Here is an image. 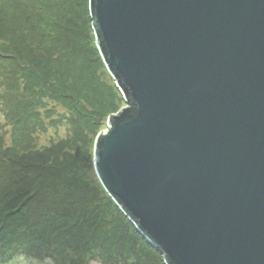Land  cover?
I'll return each instance as SVG.
<instances>
[{
  "label": "water",
  "instance_id": "95a60500",
  "mask_svg": "<svg viewBox=\"0 0 264 264\" xmlns=\"http://www.w3.org/2000/svg\"><path fill=\"white\" fill-rule=\"evenodd\" d=\"M124 105L107 195L164 264H264V0H88Z\"/></svg>",
  "mask_w": 264,
  "mask_h": 264
},
{
  "label": "trees",
  "instance_id": "16d2710c",
  "mask_svg": "<svg viewBox=\"0 0 264 264\" xmlns=\"http://www.w3.org/2000/svg\"><path fill=\"white\" fill-rule=\"evenodd\" d=\"M27 1L17 11L23 14L24 23L21 18L14 19L16 13L11 9H0L2 110L10 120L25 110L26 121L30 122L33 116L40 119L39 108L55 111V104L49 98L54 99L53 95L56 101L63 102L64 108L63 112L56 111L57 118L53 120L58 126L64 122L69 133L73 118L76 119L77 146L73 151L66 144L59 145L52 151L54 158L50 155L51 147L46 152L43 149L42 156L37 158L39 162L29 166L30 175L37 181L34 186L38 185L34 188L46 195H40L45 203H39L38 211L23 204L21 211L25 210L19 222L21 241L10 248H0L6 254L4 258L0 255V264H45V257L51 254L54 257L55 248H61L62 255L70 251L87 263L106 264L109 258L115 264H164L160 252L138 233L104 191L96 175L88 171L93 168L92 148L97 133L104 128L107 117L124 103L96 48L88 0ZM51 38L55 40L53 45H46ZM86 39L91 46L83 47L90 52L76 56L78 62H73L70 55ZM88 78L100 89L85 83ZM41 85L49 89V96L41 95L38 89ZM8 91H12L11 98ZM69 102L73 103V110ZM31 135L36 137L35 132ZM9 147L8 151L0 149L2 157L9 158L0 162V180L12 186L21 183L15 177L24 169L23 165L12 162L8 152L14 146ZM24 184L28 186L29 182ZM7 186L3 183L0 188V206L15 210L17 198L7 194ZM32 193L28 191V195ZM3 217L0 210L1 229L7 225Z\"/></svg>",
  "mask_w": 264,
  "mask_h": 264
},
{
  "label": "rangeland",
  "instance_id": "374dc122",
  "mask_svg": "<svg viewBox=\"0 0 264 264\" xmlns=\"http://www.w3.org/2000/svg\"><path fill=\"white\" fill-rule=\"evenodd\" d=\"M26 1L27 0H0V9H3V8L11 9L12 11L16 13V17L14 19L21 18V21L24 23L25 19H24L23 14H20L19 12L17 13V11L22 9L20 8L21 3L29 2V1L27 2ZM11 13L12 12H8L7 14H11ZM1 22H4V21H1ZM54 42L55 40L51 38L50 40L47 41L46 45L48 46L53 45ZM84 45L91 46L90 41L88 39H86L85 41L84 40L81 41V43L79 44V47L76 48V50H74V53L72 55H70V59L73 60V62H78V59L76 56H81L82 53L90 52L88 48L83 47ZM91 57H93V55L92 56L90 55V58ZM85 83L89 84L90 86L94 85L93 87L94 89L95 88L100 89L99 86H97V84L94 83V81H92L90 78L85 80ZM38 89L40 90L39 92L41 93V95L46 94L47 96H49L48 91H47L49 89L46 88L45 86L41 85ZM108 91H110L109 87H108ZM18 94H20V92H18ZM11 97H12V91L9 92L8 98H11ZM52 97L54 99H52L51 97L49 98L55 104V107L53 108V110L55 111L51 113L52 110H50V108L49 109L42 108L43 111L41 108H39L38 111L40 112V119H39V116H33L30 122L26 121V118L24 115L25 110L24 112H18L17 115H14V120H10L9 117H7L4 111L2 110L3 104L0 102V149L3 147L5 150L8 151L9 146H12V147H9V149L13 148L14 146V149L9 150L8 152L10 155H12L11 160L16 165H18V163L23 165L22 169H24L19 175L15 177L21 183H18L17 180H15V182H17L16 185L7 186V182L0 180V188L2 184L5 183L8 189L7 194L17 198V202H16L17 204L14 205L16 206L15 210H13V208H10V206H6V207L0 206L1 207L0 210H2L4 213L3 219L7 223V225L6 224L4 225L3 229L0 228V248H4V247L10 248L11 245H15L21 241V229H22L21 224L22 223H19V222L22 221L20 220V218L22 217V213L25 210L23 209L21 211L23 204H26L27 208L32 207V209L37 210L40 206L39 203L40 204L45 203L44 197H40V195H43L45 197L46 195L39 188L37 190H35L34 188L38 185L34 186L37 181L35 178H33L30 175L31 172H30L29 166H31V163L34 161L39 162L37 158H39V156L40 157L42 156L41 152H43L44 150L45 152L48 151V148L50 147H51L50 155L52 156V158H54L52 151L54 148L55 149L58 148L59 145L66 144V146H68L69 148H72L73 151H74V147L77 146L76 119L73 118V124L71 128L69 129V133L67 132V129L65 127L66 124L64 122H60L58 126L53 119L56 120L57 118L56 111L59 110L63 112L64 110L62 106L63 102L56 101V98L53 95ZM72 105H73L72 102L68 103L69 107L70 106L72 107ZM123 105L124 103L122 102V105L118 108V110ZM69 107H66L67 110L69 109ZM33 110L36 111L35 109ZM72 110H73V107H72ZM83 128H85L84 125H83ZM31 132H35L36 137L31 135ZM16 147L18 148V150H16ZM2 156L3 154L0 153V162L2 160L4 162H7L9 160L8 157L3 158ZM14 157L16 158L17 161H15ZM86 160H89V158L86 157ZM16 165H14L13 167H16ZM8 169L6 170L9 172ZM25 169L27 170V172ZM11 170L14 171V169H11ZM88 171L90 172L91 175L93 174L95 176L93 168H90V169L88 168ZM14 172L17 174L16 171ZM25 181L29 182L28 186L24 184ZM28 191L31 193L33 192L32 196L28 195ZM36 195L39 198L36 197ZM29 197H30V200L28 199ZM6 198H9V196H6ZM113 251H116V250H113ZM79 252H80V249H79ZM52 253L54 254V257H51L52 254L51 256L48 255L50 256L48 258L45 257L46 258L45 264H100L98 261H90L88 263L86 261L81 262L70 251L67 252L68 254L65 253L64 255H62L61 248H58V249L55 248ZM0 255L2 256V258H4L6 254L0 251ZM108 259L106 260V264H115L113 263L114 262L113 260H108ZM25 264H29V263H25Z\"/></svg>",
  "mask_w": 264,
  "mask_h": 264
}]
</instances>
